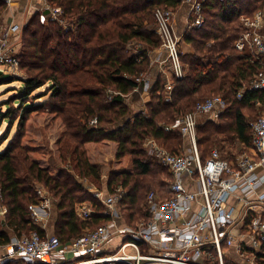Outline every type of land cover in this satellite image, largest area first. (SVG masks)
I'll use <instances>...</instances> for the list:
<instances>
[{
    "label": "trees",
    "instance_id": "trees-1",
    "mask_svg": "<svg viewBox=\"0 0 264 264\" xmlns=\"http://www.w3.org/2000/svg\"><path fill=\"white\" fill-rule=\"evenodd\" d=\"M50 1L62 7L66 25L51 19L42 24L36 13L24 29V48L19 60L28 75L12 97L14 101H9L8 110L0 112L2 120H9L7 137L2 141L9 137L16 119L23 131L31 112L48 108L62 116L66 127L62 158L81 178L92 181L101 180L103 164L91 163L87 143L115 141L119 145L116 158L130 155L134 171H112L108 189L114 193L118 185L125 188L119 207L123 218L133 226L149 217L147 196L150 190L161 199L172 196L169 183L172 174L153 161L144 143L154 138L171 152L182 153L183 135L166 129L177 117L194 110L199 102L221 95L228 106L219 119L234 118L229 122L207 121L198 125L202 158H208L212 149L220 144V138L234 148L250 144V124L261 113L247 121L241 107L251 108L257 105V99L264 101V92L246 91L242 99L237 94L257 73L264 71V57L239 51L235 42L244 30L241 15L253 16L255 11L264 10V0H207L204 25L187 29L184 34V40L191 44L193 51L181 54L186 74L182 78L172 77L171 101L165 99L167 86L159 75L150 90L145 111L136 113L127 96L136 88L142 89L145 81L138 78L152 70L151 51L161 45L154 10L158 5L176 9L182 0ZM7 8L6 2L0 0V17ZM2 74L0 72V76ZM49 82L45 91L37 93ZM136 93V97H140V93ZM47 95L49 98L38 100ZM95 118L97 124L93 125L91 120ZM19 145L13 139L0 149L1 200L7 208L6 228L0 230V244L10 242L11 233L7 230L17 231V235H23L24 230H36L45 235L46 228L35 223L32 217L31 206L40 204L43 199L36 186L38 183L52 201H56L59 219L55 234L62 242L71 241L86 229L110 220L105 206L80 179L67 170L53 175L48 167L30 156L31 149L21 146L15 152ZM231 154L223 153L225 157H232ZM144 193H147L146 199ZM84 201L94 207L88 220L76 212L77 203ZM5 264L24 263L9 261Z\"/></svg>",
    "mask_w": 264,
    "mask_h": 264
},
{
    "label": "built area",
    "instance_id": "built-area-1",
    "mask_svg": "<svg viewBox=\"0 0 264 264\" xmlns=\"http://www.w3.org/2000/svg\"><path fill=\"white\" fill-rule=\"evenodd\" d=\"M4 1L8 5L18 2ZM206 1L182 0L189 6L186 30L204 25ZM35 5L40 23L45 24L48 19L62 21L63 10L51 6L50 0H36ZM174 15L175 9L170 6H157L154 10L156 33L161 40L159 49L167 54L172 76L182 78L186 68L181 59V37L175 30ZM240 21L244 30L235 42L236 48L264 57V10L256 11L254 16L243 14ZM18 28L17 24L0 21V70L15 75L20 64ZM147 75L143 73L138 81H145ZM168 90L165 99L171 101L170 85ZM246 91L264 92V71L257 73L237 97L242 99ZM256 104L261 106L264 101L257 99ZM227 106L223 96L215 95L166 126L167 130L179 131L186 138L188 145L180 154L171 152L154 138L145 141L148 153L172 174L170 198L161 199L155 191L148 194V219L135 226L120 225L123 216L119 201L126 190L119 186L114 193L107 194L86 185L106 206L108 222L86 229L68 242H62L55 233L42 235L36 230L29 235H12L10 242L3 245L0 264L9 261L24 264H264L261 257L264 253V112L250 124V144H240L232 157H225L216 147L203 159L199 150L200 116L219 119ZM91 124L96 125L97 119L91 120ZM40 194L41 203L31 206L35 223L43 222L39 209H48L53 202L49 195L41 191ZM1 199L0 188V217L4 218L7 208ZM90 204L79 203L76 207L79 217L86 220L92 217L94 207ZM117 238L119 245L110 249ZM231 248L235 251L230 253Z\"/></svg>",
    "mask_w": 264,
    "mask_h": 264
},
{
    "label": "rangeland",
    "instance_id": "rangeland-1",
    "mask_svg": "<svg viewBox=\"0 0 264 264\" xmlns=\"http://www.w3.org/2000/svg\"><path fill=\"white\" fill-rule=\"evenodd\" d=\"M51 2V1H50ZM53 5L51 6H55V7H60L57 6L56 4H54L53 2H51ZM7 4V3H6ZM13 5H8L7 4V10L6 12L3 14L2 17H0V21L2 23H6L8 25L10 24H17L19 26L18 28V34H19V50H18V57L19 54H21L23 48H24V40H23V33H24V29L26 28V26L28 25L29 21L32 19V17H34V15L36 13H32L28 16L27 11H23V18L19 19L18 21L15 20H6L7 14H9V10ZM160 6V5H158ZM157 7V6H156ZM62 9V7H61ZM63 10V9H62ZM11 12V11H10ZM256 13V11H255ZM254 13V14H255ZM254 16V15H253ZM29 17V18H28ZM155 18V17H154ZM48 21V20H47ZM62 22L63 25H66L65 23V19L62 18ZM47 23V22H46ZM130 49H133L132 47H130ZM155 52V51H154ZM156 53V52H155ZM20 62V60H19ZM1 73H6L0 70ZM11 74V79L8 80H0V112L2 111H7L8 108L10 107L11 103H9V101L13 102L14 101V94L17 92V89L20 88L23 85V79H25L27 77V71L25 68L21 67L19 64V69L17 70V74H13V73H8ZM50 85V82L47 83L45 86H42L41 88L38 89L37 93L40 91H45L46 88ZM133 97L135 98L136 95L132 94L129 97H127V100L130 102V100H133ZM49 98V96H43L41 98H39L38 100H43V99H47ZM131 98V99H130ZM137 98V97H136ZM15 105H18V100H15ZM251 108H247L242 106L241 110L244 113L247 121H251L253 118H255L259 113H263L264 112V105L262 106H258V105H253L250 106ZM230 118H225V119H208L206 116L201 115L199 118V124H203L207 121H211L214 123H223V122H229L232 121V119L234 118V116H229ZM228 119V120H227ZM9 128V120L8 118H5L4 120L1 119L0 117V149H4L13 139H16L17 142L20 143L19 146L15 147V152L19 151L21 146L22 147H27L29 149H31L30 156L34 159H36L37 161H39L42 165L48 167L50 169V173H52L53 175H58L60 173L61 170H67L70 171V173L75 177H77L78 179H80L83 184L85 185L84 187L86 188V185H94L96 187L99 188H105V185L107 183V180L110 178V168L113 167L114 165L119 166L121 168H125L128 169L129 171H134V167H133V163L131 164L130 161H128L127 159L125 160H121L119 161V159L117 160L116 158H114V160L109 161L108 163H105L104 165H102V177L100 181H92V183L90 182H85V180L89 179L86 177H80L79 176V172L73 167L70 166L69 163L67 161H65L62 158V145L65 143L66 139H65V130L66 127L64 125L63 122V118L61 115H59L56 112H52L50 111L48 108H43L40 109L38 111H34L31 112L28 115V119L26 120V124L24 127L23 131H20V126L19 123L16 119L11 132L9 134V137L2 141V139H5L6 133L8 131ZM182 141H183V148H185L188 143L187 140H185V138L182 136ZM220 144L216 145L215 148H219L222 153H226V152H233L235 150V148L237 147H232V146H228L227 142L225 139L220 138ZM240 145V144H239ZM238 145V146H239ZM144 147H145V143H144ZM154 158V159H153ZM153 161L160 167H164L162 165V163L156 159L155 157H153ZM129 159V158H128ZM129 163V165H128ZM69 167V168H67ZM37 188L42 192V194L44 195H50L45 188L42 186L41 183L36 184ZM121 185H118V187ZM123 189H125L124 187H122ZM88 189V188H87ZM109 191V190H108ZM149 191V190H148ZM152 191V190H150ZM149 191V192H150ZM148 192V193H149ZM110 193V191H109ZM108 194V193H107ZM147 193H144V199H146ZM53 212H49V217H51L49 220L47 219L46 221V226L48 225V227H52V233H58L57 229H56V222L59 219V217L57 216V205H56V201L53 202ZM6 217V216H5ZM5 217L1 218L0 217V230L6 228L5 226ZM44 221V220H43ZM142 221V220H140ZM42 226H45V223L42 222L41 223ZM45 226V227H46ZM47 229V227H46ZM34 230H24L22 232L23 235H29L30 232H32ZM47 231V230H46ZM12 235H17L18 232L17 231H11Z\"/></svg>",
    "mask_w": 264,
    "mask_h": 264
},
{
    "label": "crops",
    "instance_id": "crops-1",
    "mask_svg": "<svg viewBox=\"0 0 264 264\" xmlns=\"http://www.w3.org/2000/svg\"><path fill=\"white\" fill-rule=\"evenodd\" d=\"M36 4V0H18V2L13 5L10 10H9V14H7L6 20H15L18 21L19 19L23 18V11H27L28 16L32 13H36L37 12V6ZM11 11V12H10ZM188 17H189V6L187 4L181 3V5L175 9V15H174V25H175V30L177 32V34L181 37V50L183 53H188V52H192L193 48L191 46V44L187 43L184 40V32L186 30L187 27V23H188ZM29 18V17H28ZM156 53H155V52ZM151 51V55H152V70L147 73V79L145 80L142 89L140 88H136L134 89V92H132L131 94H129L127 97H129L130 95L136 93L139 94L140 93V97L134 98L133 100H130V104L132 106V110L133 112H138V111H145V105L146 103L149 101L150 99V90L152 88L153 83L157 80L158 76L161 75V77L164 79L166 86H167V91L169 85L173 86V82H172V73L170 71V65H169V61H168V57L166 52H161L160 49ZM157 57H159L157 59ZM186 139V138H185ZM118 143H116L115 141H111V140H106V141H102V142H89L87 143V151H88V156H89V160L91 161V163L93 164H105L108 163L111 160H114V158H116V153L118 150ZM129 158V159H128ZM117 159V158H116ZM125 160L127 159L128 161L131 162L132 164V159L130 157V155H126L123 158L119 159V161L121 160ZM118 160V159H117ZM129 165V163H128ZM121 169H125V168H121L119 166L114 165L113 167H111L109 170V172L111 173L112 171H120ZM128 170V169H125ZM129 171V170H128ZM109 173V174H110ZM109 180V179H108ZM108 180L107 183L105 185V188H99L101 190L104 191V193H109V189H108ZM87 182L92 183L91 180H87ZM94 186V185H92ZM96 187V186H95ZM88 202V201H85ZM80 203V202H79ZM79 203H77V206L79 205ZM89 203V202H88ZM53 202L50 208L48 209H39L40 215L42 217V220H44L43 222L45 223L46 226V220L51 217H49V212H53ZM90 206L93 205L90 204ZM105 206V205H104ZM106 207V206H105ZM48 219V220H49ZM119 224L120 225H127L128 222L125 220V218H121L119 220ZM129 225V224H128ZM47 227V233H52V227ZM8 232L11 233L12 236V232L11 230H7ZM120 243V239L117 238L115 240H113V242L111 243V245L109 246L110 249H114L116 248ZM4 244H0V256L4 253V248H3ZM235 249L231 248L230 253L234 252ZM230 264H235V263H230Z\"/></svg>",
    "mask_w": 264,
    "mask_h": 264
},
{
    "label": "water",
    "instance_id": "water-1",
    "mask_svg": "<svg viewBox=\"0 0 264 264\" xmlns=\"http://www.w3.org/2000/svg\"><path fill=\"white\" fill-rule=\"evenodd\" d=\"M11 74H8V73H4L0 76V80H8V79H11Z\"/></svg>",
    "mask_w": 264,
    "mask_h": 264
}]
</instances>
